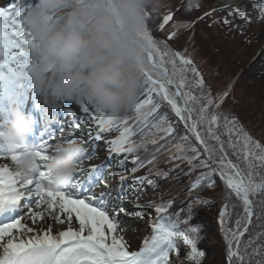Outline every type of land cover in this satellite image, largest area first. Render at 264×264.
<instances>
[{
	"label": "trees",
	"instance_id": "trees-1",
	"mask_svg": "<svg viewBox=\"0 0 264 264\" xmlns=\"http://www.w3.org/2000/svg\"><path fill=\"white\" fill-rule=\"evenodd\" d=\"M122 1L115 3L125 17L126 31L136 35ZM155 7L153 12L143 6L140 10L151 41L159 46L155 51L146 44L155 65L139 49H135L137 60L124 48L130 42L119 34L110 16L107 19L102 0H7L0 11V27L19 52L35 54L36 60L43 52L44 58L57 62L63 72L59 78L79 85L77 95L93 108V121L99 107L107 109L110 122L104 137H117L124 150L119 156L130 168L141 170L132 193L145 207H156L179 224L171 236L173 253L167 264H227L228 243L246 225L247 214L239 199L214 166L229 181L242 182L255 205L248 231L238 244L236 240L231 244L239 254L232 264H264V90L258 114L243 119L228 106L233 95L226 88L234 90L252 69L248 72L244 67L236 76L231 66L196 56L189 43L182 46L178 41L202 17H185L184 10H171L160 1ZM59 35L68 36L62 50L50 53L48 47ZM255 64L252 76L262 70L264 55ZM157 65L167 69L180 90L212 162L188 128L187 113L180 109L174 92L168 87L163 90L164 69ZM222 73L233 77L226 83ZM151 212L153 220L161 217Z\"/></svg>",
	"mask_w": 264,
	"mask_h": 264
},
{
	"label": "rangeland",
	"instance_id": "rangeland-1",
	"mask_svg": "<svg viewBox=\"0 0 264 264\" xmlns=\"http://www.w3.org/2000/svg\"><path fill=\"white\" fill-rule=\"evenodd\" d=\"M157 1L168 3L171 10L174 7L181 12L184 10L185 17H202L195 23L194 30H191L193 32H187V36L182 35V40L178 41L180 45L189 43L196 56L231 66L236 70V76L244 67L248 72L252 69L253 74L252 67L256 66L255 63L264 55V0H188L183 5L182 0L122 1V6L132 18L135 32L155 51L159 46L151 41L147 33V23L140 10L144 11L143 6L153 12ZM102 2L107 6V0ZM210 10L212 11L208 14ZM152 15L154 19L158 16L155 13ZM109 16L115 26L114 17L108 14V20ZM117 30L120 33V30ZM2 31L0 30V157H4L0 158L2 170H7L6 165L10 166L14 162L9 159L19 157L16 146L20 143L17 140L22 131L18 124L19 113L15 110V104L21 102L20 98L32 100V106L29 108V105H25L23 113L41 116L47 114L52 119L46 120L47 126L50 123L52 125L50 124L49 132L41 140L46 141V149L59 152L56 158L50 153L47 158L58 162V165L71 163L67 165L68 168L78 173L72 183L82 185V189L69 191L66 188H50L60 205L53 217L44 209L42 198L30 204L26 201L25 207L4 223L6 225L0 224L1 236H9L0 245V260L30 242H46L57 243V253L64 249V263L167 264L173 253L170 236L175 231L172 225L165 222L162 210L152 206L143 207L145 203L132 193V184L139 180L141 170H131L123 157L119 158L124 150L121 152L118 146H111L114 136L100 137V127L89 125L90 116L86 113L89 110L88 104L73 96L72 88L60 83L52 84L45 74L41 79L42 69L39 67L32 68L28 73L19 53H14L13 49L6 50L7 41H2L6 36ZM59 46L57 44L51 53L54 54ZM124 48L134 54L130 44L124 45ZM47 54L49 53H46L48 57ZM231 54L233 58H238L237 64ZM157 67L162 68V65ZM257 72L258 75L254 76L247 73L249 77H243L235 83L234 90L226 88L230 89L233 95L230 101L232 104L228 106L241 113L243 119H247L249 114H258L263 107L262 103H259V96L264 90V65L262 70ZM222 74L226 77V83L233 77L232 74ZM213 75L212 78H218ZM248 82L251 86H248ZM206 100H209L208 95L204 96L203 102ZM206 103L204 106L208 105V101ZM253 125L258 126V123ZM118 150L121 153L116 154ZM63 152L76 156L68 160L69 154ZM2 159H5L6 163L1 164ZM215 169L218 171L219 168L215 166ZM18 170L14 168V173ZM33 171V168H29L23 181H35L33 183L39 184L40 174ZM15 174L12 177L6 175V179L15 183ZM218 174L225 178L221 171ZM1 180L3 179H0V182ZM231 182L233 183L228 184L225 181L239 199L243 210L247 212L244 198L237 195L231 187L236 184L241 186L242 182ZM29 192L35 191L31 189ZM33 198L35 197L31 196V199ZM43 201H46L45 198ZM151 209L161 215L155 223L152 221L154 213ZM61 226L62 229H59ZM82 237H94L106 244L111 241L113 246L109 250H102L96 245L85 244L81 240ZM107 238L109 239L106 240ZM228 244L227 264L229 257L233 260V257L239 256L237 246L233 248L231 243ZM209 261L210 257L207 259V262Z\"/></svg>",
	"mask_w": 264,
	"mask_h": 264
},
{
	"label": "bare ground",
	"instance_id": "bare-ground-1",
	"mask_svg": "<svg viewBox=\"0 0 264 264\" xmlns=\"http://www.w3.org/2000/svg\"><path fill=\"white\" fill-rule=\"evenodd\" d=\"M107 9L109 12L115 13L114 8L109 3L107 5ZM113 16L115 19H117L116 15H113ZM45 50L47 51L46 48L44 49V51ZM133 55L135 59L138 60V57L136 56V54H133ZM148 61L152 64V60L150 58H148ZM144 73L147 74L146 72ZM148 78L151 81L154 80L153 77L149 75H148ZM163 80H164L162 83L163 86L169 83V78L164 77ZM169 84L174 86L172 82ZM130 85H133V84H130ZM177 98H178V101L180 102L183 100L182 95L180 96L177 95ZM20 101H21L20 103L15 105V109H20V110L23 109V112H24L25 105L26 106L29 105L28 107L30 108L33 104L32 100H24L23 98H20ZM23 112L18 114L19 125L24 128V132H27V135H25V138H24L25 142L23 143L21 147H19L22 153L19 155V157H15L13 160L9 159L10 161H14V162H12L10 166L6 165V167H8L7 170H2L1 165H0V179H3L0 182V186L4 185V188L8 190V194H7L8 196H18L17 195L18 193L22 194V196L24 197L23 201L25 199L27 200L28 197H30L28 194L30 193L29 191H31V189H35L37 194L34 192L35 196L34 195L33 196L35 198L30 199L29 202L32 203L36 199L42 198L41 202L43 205H45L44 209L46 211L48 210L49 211L48 214H50L53 217V215L56 213L55 211L60 208V205L56 201L54 193L50 191V188L52 189L67 188L69 191H78L79 189H82V185L81 186L78 185L76 187L73 185L72 179H74L78 175V173L72 172V168H68L64 163L61 165H58V162L56 161L50 162L49 160L44 159V157L49 155V153L52 154L56 158L57 153L59 151L54 152L48 149L49 152L46 150L44 151L46 155L40 154V152L46 148L40 147L41 143L37 142V139L38 137H40V135L47 132L48 127H47L46 120L52 121V119L49 118L47 114L43 116L40 115L39 117L38 115H31L29 113H27L28 114L27 115ZM40 129H43V130L40 131ZM63 154H66V155L69 154L67 158L68 160L72 158V156L74 157L76 156V154L72 155V153H67V152H63ZM60 156L61 155H59V157ZM0 158H4V157H0ZM208 158H212V156L209 155L207 156V159ZM2 163H6L5 159H2L1 164ZM14 168L19 169L16 174L14 173ZM29 168H34L36 170H40V169L44 170L43 176H41L42 179L41 181H39L43 184V186L37 183H33L35 181L33 182L23 181V178L26 176L25 172L29 171ZM68 170L70 172H68ZM33 172H36V171H33ZM13 174H15V178H16L15 183H11L9 182V179H6L7 178L6 175H10L12 177ZM50 179L54 181L52 184L46 182L47 180H50ZM226 183H229V182L226 181ZM0 195L4 197V199L6 198V196L2 195V193H0ZM241 196L247 202L245 193L242 192ZM43 198H45L46 201H43ZM48 225H50V223ZM59 229H62V226ZM2 237L3 236H1L0 234V245L2 244L3 241H6L7 240L6 237H9V236L3 237V238ZM56 245L58 244L44 242L39 246V248H36V249H31L29 248V246H26L25 248L27 249L25 250H23V248H18L17 250L15 249V251L11 253L10 255H8L6 258H3L1 263L2 264H56L58 261H62V259H64V253H65L64 249L62 250V252L60 251L56 253L55 251L57 250ZM22 251L23 253L20 254V252ZM89 263H85V264H89ZM67 264H72V263H67Z\"/></svg>",
	"mask_w": 264,
	"mask_h": 264
},
{
	"label": "water",
	"instance_id": "water-1",
	"mask_svg": "<svg viewBox=\"0 0 264 264\" xmlns=\"http://www.w3.org/2000/svg\"><path fill=\"white\" fill-rule=\"evenodd\" d=\"M194 134H195V137H196V139L200 142V140L198 139V136H197V134L194 132ZM236 192L240 195V193H241V191L240 190H236ZM250 209L253 211V208H252V206H250Z\"/></svg>",
	"mask_w": 264,
	"mask_h": 264
}]
</instances>
